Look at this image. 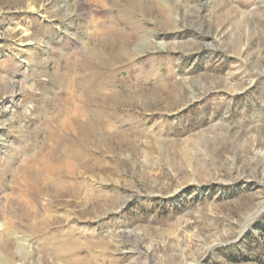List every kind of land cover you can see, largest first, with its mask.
<instances>
[{
    "label": "rangeland",
    "instance_id": "obj_1",
    "mask_svg": "<svg viewBox=\"0 0 264 264\" xmlns=\"http://www.w3.org/2000/svg\"><path fill=\"white\" fill-rule=\"evenodd\" d=\"M0 264H264V0H0Z\"/></svg>",
    "mask_w": 264,
    "mask_h": 264
},
{
    "label": "bare ground",
    "instance_id": "obj_2",
    "mask_svg": "<svg viewBox=\"0 0 264 264\" xmlns=\"http://www.w3.org/2000/svg\"><path fill=\"white\" fill-rule=\"evenodd\" d=\"M62 116H64V115H62ZM60 119H61V116H60ZM101 121H102V119H101ZM85 123L86 122H84V124ZM76 124H77V126H76L77 127V129H76L77 130V137L75 139L76 141L73 144H62L61 143L62 144L61 145L62 147L63 146H66V150H64L62 148L63 151H60L61 150L60 149L61 147H60V148H57V149L54 148L53 150L49 151L47 154L43 152L46 155L44 157H42L41 154H40V156L42 158L40 159L39 167H36V166L35 167H30V174H32L33 177H36V179L37 178L38 179H41L43 185L46 183L45 182L46 180H48V179H52V180L55 179L56 182H54V185H53L54 188H53V190L55 192H58V193H59V191H61L63 189V184L61 183L62 180L66 179V178H71V177L78 176V175H80V174H82V173L85 172V170H86V163H85V155H84V153L82 151V148H85L86 146L89 145V144H86L88 142L87 139L89 138V137L87 138V134L90 132L89 133V135H90L91 132H92V134H94V135L97 136V134L99 133L98 126H99V124L102 125V123L100 122L98 124V126H96V125H87V126L84 125L83 126V124H81V122H79V121H77ZM88 126H89V130L87 129ZM64 127H65V130H66V137H68L69 135H68L67 131L69 129H70L69 131H71V128L72 127H71V125H69V127H67V126H64ZM101 131H102V129H101ZM103 131H104V129H103ZM94 135H93V139L95 138ZM66 137L64 136V139ZM89 140H92V139H89ZM101 141H103V140H101ZM36 147H37L36 145H34V148L32 147L33 148V151H32V155L30 156L31 161L33 162V164L36 163V161H37V163L39 162V156L37 155L36 149H35ZM46 147L50 148L49 147V144H47ZM40 149H41V147H40ZM44 150H46V149H44ZM44 150H41V151H44ZM30 180H32V179L30 178ZM35 184L37 185V183H35ZM33 187L36 188L35 185ZM44 187L42 186V188H44ZM47 189H48V187H47ZM37 192H39V191H37ZM32 193H33V191H32ZM54 194H56V193H54ZM38 196H39V194H38ZM29 216H30V214H29ZM33 216H34V214L31 215V217H33ZM29 220L32 221L31 219H29Z\"/></svg>",
    "mask_w": 264,
    "mask_h": 264
}]
</instances>
